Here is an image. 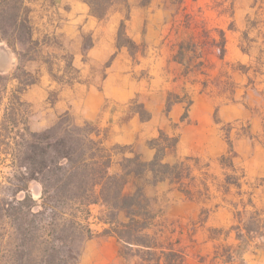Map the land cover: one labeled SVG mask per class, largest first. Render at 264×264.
Instances as JSON below:
<instances>
[{
    "label": "rangeland",
    "instance_id": "obj_1",
    "mask_svg": "<svg viewBox=\"0 0 264 264\" xmlns=\"http://www.w3.org/2000/svg\"><path fill=\"white\" fill-rule=\"evenodd\" d=\"M263 2L255 0V9L244 20L236 17L231 0H127L129 10L114 5L98 36L94 30L65 36L37 28V45L10 47L0 42L6 67L1 77L7 80L25 70L38 80L21 96L24 105L19 111V120H25L32 132L52 128L66 114L76 125L93 123L115 154L113 173L120 172L124 157L137 154L143 162L152 161L156 150L151 143L161 134L169 143L179 141L167 149L164 163L184 162L185 176L187 168L192 169L184 181L191 194L169 180L154 184L148 173L131 178L126 187L129 194L139 193L143 207H135L134 219L127 211L101 204L90 207L96 236L118 228L146 243L130 248L120 243L125 252L120 264H264V240L237 248L236 232L226 235L238 224L237 210H244L243 204L248 211L264 212V174L248 172L264 163V85L247 90L242 75L247 66L255 74L258 59L264 60ZM128 15L126 33L136 44L135 54L118 47L120 24ZM257 20L259 30L254 29ZM222 30L229 37L225 62ZM262 75L258 82L264 80ZM13 88L14 83L4 97L1 116ZM232 105L236 108L225 111L229 121H224L221 110ZM243 140L247 144L237 147L235 142ZM9 182L22 186L13 179L11 158L3 155L0 198L15 194ZM42 191L40 183H29L38 203ZM16 195L22 200L26 193ZM8 222H0V228L12 233ZM131 222L132 230L120 226ZM143 224L147 226L141 230ZM239 226L243 230V222ZM248 227L258 230L251 222ZM217 250L225 255L235 251L238 259H215ZM35 254L39 259V250Z\"/></svg>",
    "mask_w": 264,
    "mask_h": 264
},
{
    "label": "trees",
    "instance_id": "obj_2",
    "mask_svg": "<svg viewBox=\"0 0 264 264\" xmlns=\"http://www.w3.org/2000/svg\"><path fill=\"white\" fill-rule=\"evenodd\" d=\"M82 1L98 20L108 17L116 4H123L129 10L127 0ZM31 13L27 0H0V42L10 47L37 45ZM127 20L129 15L120 24L118 47H127L131 54H135L136 44L126 33ZM222 40L225 42L224 32ZM222 50L221 59L225 56V45ZM37 81L32 73L25 70L7 80L0 75V113L9 85L14 83L4 114H0V157L11 158L13 179L22 183L18 186L9 182L15 194L0 198V222L7 220L14 228L12 233L0 228L3 231L0 234V264H81L85 243L96 236L89 222L91 206L101 204L112 211H127L133 219L136 217L135 207L143 208L138 192H126L131 178L150 173L154 184L169 180L172 184L179 183L182 190L191 194L184 181L191 175L192 169L188 167V176H185L184 162L174 165L164 163L167 149L175 147L177 139L169 143V138L161 134L151 143L156 150L152 161L143 162L137 154L133 158L124 157L120 172L113 173L115 154L106 147L101 130L93 123L79 126L66 114L52 128L42 133L32 132L25 120H19V111L24 105L21 96ZM143 119L148 120L149 117ZM230 168L236 170L233 160ZM32 181L40 183L43 188L40 203L29 192ZM236 187L241 189L242 184L238 181ZM20 192L26 193L22 200L16 195ZM243 205L244 210H237L238 224L226 232L227 237L236 232L237 248L256 239L264 240V232H260L264 229V212L248 211L247 204ZM249 205L254 207L252 200ZM241 222L243 230H239ZM250 222L258 230H250ZM134 223L139 224L138 221ZM132 224L120 226L132 230L135 227ZM145 226L143 224L141 230ZM115 229L111 228V232L106 231L105 235L117 238L129 248L146 244L139 237L131 238L125 230ZM36 250L40 252L39 259ZM235 254V251H227L228 260L225 262H236L238 257ZM119 255L125 258L123 249H120ZM226 255L217 250L215 259Z\"/></svg>",
    "mask_w": 264,
    "mask_h": 264
},
{
    "label": "crops",
    "instance_id": "obj_3",
    "mask_svg": "<svg viewBox=\"0 0 264 264\" xmlns=\"http://www.w3.org/2000/svg\"><path fill=\"white\" fill-rule=\"evenodd\" d=\"M29 6L32 9L31 17L33 20L34 31L41 29V31H56L57 33H61L62 35L68 36H76L80 33V31H90L94 30L95 35H99L105 29L102 26L103 20H98L97 18L91 15L90 7L84 3L82 0H27ZM131 1V0H129ZM235 3L236 7V17L242 18L246 20L250 11L255 9V0H231ZM264 10V2L263 8ZM132 22H134V14H132ZM36 20V22H35ZM246 22V21H245ZM112 24H116V18H112ZM260 22L257 20L256 24H254V29L259 30ZM247 25V24H246ZM249 31H251V27L248 26ZM225 33V56L221 59L222 62H225L227 58V38L228 33L222 30ZM264 37V33H262ZM264 55V51H262ZM91 55V49H90ZM243 57V54H241ZM262 55V56H263ZM2 59V60H1ZM4 59L3 54L0 56V70L5 71L6 67L2 63ZM258 64L260 66L261 73L256 71L255 74H251L252 69L251 66H247L248 70L244 72L242 75L247 78L246 89H252L255 86L264 85V80L258 82V75L264 76L262 73V69L264 68V60L262 57L258 59ZM258 74V75H257ZM237 88V87H236ZM227 108H223L221 110V118L224 121H229L225 117V111L227 109H235L236 106H226ZM179 142V141H178ZM236 146L247 144L245 140L236 141ZM229 150L227 151V153ZM255 174L256 172H261L264 174V163L259 165L256 170L252 167L248 168V172ZM120 242L117 238L113 236H95L92 239L88 240L85 243L83 248V252L81 255L80 263L81 264H120Z\"/></svg>",
    "mask_w": 264,
    "mask_h": 264
}]
</instances>
